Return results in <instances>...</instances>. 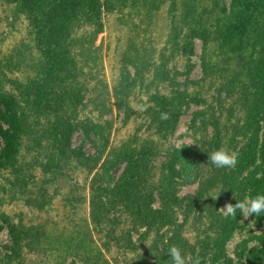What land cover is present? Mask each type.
Segmentation results:
<instances>
[{"label": "rangeland", "instance_id": "rangeland-1", "mask_svg": "<svg viewBox=\"0 0 264 264\" xmlns=\"http://www.w3.org/2000/svg\"><path fill=\"white\" fill-rule=\"evenodd\" d=\"M60 1L0 0V264H172L173 245L200 264H264V218L237 210L226 221L220 209L250 199L239 192L226 202L224 180L239 174L252 184L264 174V0ZM65 48L78 61L65 85L85 103L67 106L76 125L70 147L50 135L44 109L58 96L46 86L47 62ZM183 95V106L166 100ZM6 114L28 122L9 159L4 133L16 132ZM100 125L109 131L107 153L118 147L143 165V151H155L150 170L164 177L160 185L172 183L170 194L208 186L207 195L191 211L165 212L167 190H155L150 203L136 190L128 199L123 188L108 207L96 204V171L79 151L91 155L93 140L106 142ZM183 145L199 164L191 162L190 176L171 178L169 155ZM220 147L237 164L217 174L208 153ZM61 149L69 151L63 166ZM126 160L110 172L112 182L137 172ZM218 175L222 182L213 180ZM147 203L149 221L153 208L164 211L152 227L143 224ZM200 208L209 214L199 222Z\"/></svg>", "mask_w": 264, "mask_h": 264}, {"label": "trees", "instance_id": "trees-1", "mask_svg": "<svg viewBox=\"0 0 264 264\" xmlns=\"http://www.w3.org/2000/svg\"><path fill=\"white\" fill-rule=\"evenodd\" d=\"M62 1V0H61ZM60 1V2H61ZM63 3L65 0L62 1ZM60 48V46H57ZM65 54L64 57H56L51 60H48V64L51 65V69L49 70V77L47 78L49 81L47 82L48 87L52 88L50 91V94L58 95L55 100L53 101L54 103L46 106L44 109L47 113V117H50L53 120L52 127L53 129L49 132L50 135H53L54 137H59L62 140H64L65 144L67 147H70L71 145V133L73 131V128L76 127V125H72V120L75 117L74 112L70 114L68 112L67 106L70 105L71 107L74 106L76 108L77 106L83 107L85 103H82V100L76 99V101H73L74 97L77 96V92L75 91L76 88H73L75 93L71 94L70 90L68 87L65 85L69 79L74 80L75 79V72L78 67V61L70 55V50L65 48ZM52 68L56 72H60L58 74H63L64 77H59V75H53L52 73ZM68 77V78H67ZM70 80V81H71ZM36 84L39 85L38 81H35ZM44 82L41 81V85ZM62 85V86H61ZM65 85V86H64ZM55 86H58V88L61 90L59 92L55 91ZM63 87V89H62ZM60 92H63V96L60 94ZM179 94H183V92H180ZM186 96H182L180 98L175 99L174 101H171L172 99H166L168 102L170 101L171 104L178 103L179 106H183L184 103H189V101L186 102ZM3 116V115H2ZM4 119H6L7 123L10 125L12 130H15V135H13L11 132L9 134H5V139H6V146L4 148V152L2 155L6 157V159H9L11 155L13 154L15 150V145L14 141L16 140V137L18 135V132L23 128L24 122H27V120L18 118L16 116H10V114H6ZM174 121L171 123V125H167L166 129L169 131V129L173 130L178 123L179 117L175 115ZM165 125V124H164ZM73 126V127H72ZM110 127V126H109ZM107 127H103V125L98 126L97 130H100V135L104 137L106 142H97L96 140H93L92 143L95 144V149L97 152L94 154H88L85 156V154L82 151H79L81 158L80 161L81 163L85 166H88V163H91V166L94 168L96 171L93 180H92V199L93 202L96 204L98 203H103L104 207H108L111 205L112 200H114V196H116V193L118 191H123L124 189L126 190V197L128 196V199L132 197V190H136V192L141 191V194L143 197L147 198V202L152 203L155 199L154 191L157 190L156 192H161L167 190L166 194L162 192V199H163V206L165 205V212L170 211L173 207H186L188 208L189 211H191L196 204H198L206 195L208 190L207 187H201L200 190L196 194H188L185 197H179L177 194H170L168 189H173L172 188V183L168 182V177H167V184L165 185H160L161 181L164 180V177L161 176L159 178L153 177V173L151 172V159L152 156L154 155V152L152 153L151 151H148L146 156L144 155L143 151V165H140V162L134 158V155L130 154H124L123 152H118V147H115L111 149L107 153V147L110 142V135L109 131L106 129ZM111 128V127H110ZM59 141V140H57ZM103 141V140H102ZM147 142V141H145ZM147 145V144H145ZM155 146V145H152ZM262 147L264 148V142ZM147 148V147H145ZM120 150V149H119ZM146 150V149H145ZM74 151V150H73ZM68 150L65 151L63 149L60 150V155H61V164H67L69 155ZM117 154H114V153ZM255 152V151H254ZM261 152V159L264 160V149L260 151ZM107 153V154H106ZM191 148L188 145H183L179 149H175L171 155H169V161L167 164V174L171 176V178H180V177H188L191 175V172L193 170L191 162L197 166L199 162L197 163L194 159V155H191ZM79 155V154H78ZM255 156V155H254ZM127 158L126 160L129 165H132V169L136 170L137 172L134 175L120 178L115 182H112L114 177L110 174L115 168H117L122 161H124V158ZM55 160V158L53 159ZM219 169H216L217 174L219 173ZM225 176H219L218 178L213 180H217V182H222L221 180ZM239 174H233L232 178L224 180L223 186L225 187L222 192L224 193L223 196L226 200V202H234L232 198H230L229 195L231 193H239L241 192L247 197L254 198L257 194H264V174L263 177L261 178H256L253 180V183L250 184L251 180H244L243 178L239 179ZM166 180V179H165ZM113 183V185H112ZM130 187V189H129ZM167 189H159V188H165ZM102 193V194H101ZM122 193V192H121ZM134 196V195H133ZM120 198V197H119ZM118 198V199H119ZM238 201H236L237 203ZM150 203H147L145 206L147 208H150ZM99 209V208H98ZM97 209V212H98ZM153 213H152V220H147L146 215H149L151 213V208L148 209L144 215H143V224L148 225L149 227H152L153 225L156 224L157 221L162 219V215L164 214V211H161L159 209H154L153 208ZM198 216H196L197 221H201L204 218V215L209 214L208 210L204 209H199L198 211ZM99 215V213H97ZM255 215V214H254ZM256 216V215H255ZM258 219L264 218V213H261L260 216H256ZM226 217L225 220L227 221ZM227 229L229 228L228 224L224 226L223 234H226ZM209 230V227H208ZM229 233V232H228ZM219 243V242H217ZM211 245L208 243L206 246ZM211 247H214L211 245Z\"/></svg>", "mask_w": 264, "mask_h": 264}, {"label": "clouds", "instance_id": "clouds-1", "mask_svg": "<svg viewBox=\"0 0 264 264\" xmlns=\"http://www.w3.org/2000/svg\"><path fill=\"white\" fill-rule=\"evenodd\" d=\"M169 115L167 113L161 114L162 120H167ZM208 162L217 169H232L237 164V156L230 152L225 147H220L208 153ZM221 209L225 217H235L237 210L242 213L244 219L252 217L254 214L260 216L264 213V194H257L254 198L238 200L237 203H227ZM168 255L172 264H200L199 260L190 261L183 253L182 250L173 245L168 249Z\"/></svg>", "mask_w": 264, "mask_h": 264}]
</instances>
